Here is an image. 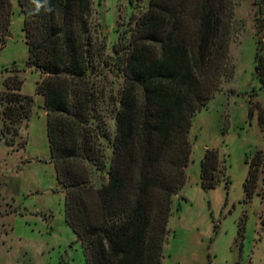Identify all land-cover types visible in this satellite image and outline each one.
Here are the masks:
<instances>
[{
    "label": "trees",
    "instance_id": "trees-1",
    "mask_svg": "<svg viewBox=\"0 0 264 264\" xmlns=\"http://www.w3.org/2000/svg\"><path fill=\"white\" fill-rule=\"evenodd\" d=\"M18 3L27 64L41 75L37 94L44 97L66 222L87 264H162L172 207L187 183L193 119L214 97L227 56L219 33L225 0H150L135 27L121 36L113 61L106 42L93 36L91 0ZM256 6L260 36L264 0ZM12 16L11 0H0V41ZM11 72L0 91L1 134L15 146L34 99L22 93L19 71ZM108 75L123 80L107 101L113 137L98 112L105 100L100 83ZM263 163L260 153L247 158L246 201L257 189ZM222 172L219 154L208 149L201 188L214 189Z\"/></svg>",
    "mask_w": 264,
    "mask_h": 264
},
{
    "label": "rangeland",
    "instance_id": "rangeland-1",
    "mask_svg": "<svg viewBox=\"0 0 264 264\" xmlns=\"http://www.w3.org/2000/svg\"><path fill=\"white\" fill-rule=\"evenodd\" d=\"M91 1L93 36L106 42L113 61L121 36L135 27L150 0ZM257 1L225 0L219 33L225 35L227 56L220 62L214 97L193 119L187 183L172 207L162 264H264V163L248 201L244 187L247 158L260 153L264 160V32L257 34ZM11 4L12 23L0 41V91L17 69L22 93L33 97L34 109L15 146L1 134L0 114V264H87L83 246L66 222L44 97L37 94L41 75L27 64L24 16L18 0ZM106 82L100 83L105 100L98 112L113 137L107 101L120 92L123 80L108 75ZM208 149L219 154L223 172L214 189L204 190L201 160Z\"/></svg>",
    "mask_w": 264,
    "mask_h": 264
},
{
    "label": "crops",
    "instance_id": "crops-1",
    "mask_svg": "<svg viewBox=\"0 0 264 264\" xmlns=\"http://www.w3.org/2000/svg\"><path fill=\"white\" fill-rule=\"evenodd\" d=\"M3 123V122H2Z\"/></svg>",
    "mask_w": 264,
    "mask_h": 264
}]
</instances>
